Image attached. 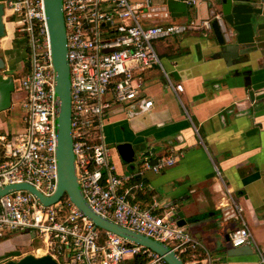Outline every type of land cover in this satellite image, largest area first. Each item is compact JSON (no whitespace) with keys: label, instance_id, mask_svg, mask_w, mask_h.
Listing matches in <instances>:
<instances>
[{"label":"crops","instance_id":"0c3cea01","mask_svg":"<svg viewBox=\"0 0 264 264\" xmlns=\"http://www.w3.org/2000/svg\"><path fill=\"white\" fill-rule=\"evenodd\" d=\"M151 1L152 9L140 19L144 25L178 22L190 28L154 40L161 65L136 70L141 91L153 106L113 102L108 110L103 132L115 171L131 175V184L144 183L133 190L134 201L157 214L169 213L192 237L194 247L180 253L186 264H258L264 255V28L240 44L247 49L234 47L237 55L224 57L213 22L211 29L198 25L221 12L217 0ZM255 1L264 10V0ZM261 18L264 22V14ZM5 25L0 56L6 60V75H23L27 53L10 49L18 33L12 22ZM178 84H183L182 91ZM15 93L12 106L0 111V133L23 131L25 109L20 102L23 110L16 112ZM123 143L134 148L131 162L120 156L118 146ZM174 157V163L160 168L164 159ZM242 225L252 233L244 244L252 252L229 255L228 250L236 248L230 233ZM33 236L9 232L0 237V264L35 254ZM18 247L28 250L19 256Z\"/></svg>","mask_w":264,"mask_h":264},{"label":"built area","instance_id":"2783aa9c","mask_svg":"<svg viewBox=\"0 0 264 264\" xmlns=\"http://www.w3.org/2000/svg\"><path fill=\"white\" fill-rule=\"evenodd\" d=\"M196 4L201 0H187ZM4 20L28 42V67L19 78L23 90V131L0 133V187L26 182L51 196L58 186V97L45 0H5ZM71 83L73 151L80 189L90 207L121 226L155 238L182 253L194 240L170 214L134 201L131 175L116 173L105 142L104 118L113 102H142L151 108L137 81L136 70L161 65L154 40L185 33L190 25L178 22L144 25L142 13L151 0H62ZM221 12H213L199 27L212 28ZM197 25V26H198ZM6 26V25H5ZM226 32V30H225ZM6 75V70L0 71ZM16 82V78L14 77ZM183 90V84L176 86ZM176 157L159 165H170ZM150 168V165H146ZM157 170V167H153ZM26 232L41 240L35 255L50 254L60 264H120L140 257L145 264H168L151 248L94 225L64 194L45 205L28 189L0 197V236ZM252 238L248 226L230 233L240 247ZM258 264H264V255Z\"/></svg>","mask_w":264,"mask_h":264},{"label":"water","instance_id":"95a60500","mask_svg":"<svg viewBox=\"0 0 264 264\" xmlns=\"http://www.w3.org/2000/svg\"><path fill=\"white\" fill-rule=\"evenodd\" d=\"M222 9V19L225 30L220 28L218 21L213 20V29L219 43L222 45L221 54L224 57H234L238 51L248 48L241 46L255 39L264 28L262 16L264 10L255 6V0H217ZM47 25L49 30L50 45L53 64L55 68V88L58 97V186L51 196L43 195L33 185L22 182L0 187V197L19 189H28L45 205H50L67 194L79 210L94 225L100 229L111 231L128 238L131 241L145 245L163 256L168 264H186L183 257L168 244L155 238L139 233L95 212L84 198L76 174L75 155L73 151L72 112H71V83L69 77V63L67 56V34L65 27L62 0H45ZM6 33L4 20V6L0 3V37ZM220 54V55H221ZM6 70V60L0 56V71ZM250 79V78H249ZM248 80V79H247ZM250 81V80H249ZM16 90L13 75L0 73V111L12 106V94ZM118 151L123 160L131 162L135 158V151L131 144L123 143L118 146ZM180 224L182 222H179ZM250 245H244L228 250L229 255L251 253ZM3 264H60L50 254H26L21 258L10 259Z\"/></svg>","mask_w":264,"mask_h":264},{"label":"rangeland","instance_id":"374dc122","mask_svg":"<svg viewBox=\"0 0 264 264\" xmlns=\"http://www.w3.org/2000/svg\"><path fill=\"white\" fill-rule=\"evenodd\" d=\"M18 33V32H17ZM16 38L17 39H19V40H21L22 41V39H25V40H27V38L24 36V35H22V34H20V33H18V34H16ZM12 47H10V49L11 50H13V48L15 47L16 48V44H15V40H14V42L12 43ZM26 46H27V49H28V42L26 41ZM22 47V46H21ZM25 47V46H24ZM0 53L2 54H4V52L2 51V50H0ZM26 56H28V53H27V55ZM12 60H13V57H12ZM11 60V61H12ZM13 65V67L15 66V63H13L12 64ZM27 67H28V63H27V58L25 59V70H27ZM15 76V75H14ZM22 76V74H18V75H16L15 77H17L16 78V93L14 94V100L16 101V103L18 102V106H16L15 108H16V112L17 113H19V114H21V112H22V107L19 105L20 104V102H22V99H23V90L19 87V78ZM19 114H17V115H19ZM137 156L139 155L138 154V152H137V154H136ZM8 234L9 233H5L3 236H0V237H6V236H8ZM33 243L38 247V246H41V244H42V242H41V240H39L38 238H33ZM230 244V243H229ZM169 245L170 246H172V243L171 242H169ZM28 250V248H23V247H18V249L16 250L17 252H19V256L22 254V252H25V251H27ZM34 253H36L37 254V252L34 250ZM39 255V254H38ZM22 257V256H21Z\"/></svg>","mask_w":264,"mask_h":264},{"label":"trees","instance_id":"16d2710c","mask_svg":"<svg viewBox=\"0 0 264 264\" xmlns=\"http://www.w3.org/2000/svg\"><path fill=\"white\" fill-rule=\"evenodd\" d=\"M15 44H16V48H24L25 52L28 53V49H27V46H26V40L25 39H22V41H21V40L15 38ZM25 58H27V57H25ZM144 263H145V260H143L140 257L134 258V260L132 262V264H144Z\"/></svg>","mask_w":264,"mask_h":264}]
</instances>
